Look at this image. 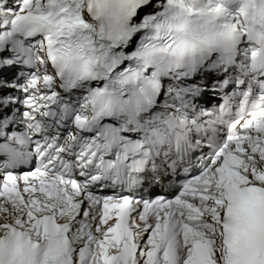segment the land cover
I'll list each match as a JSON object with an SVG mask.
<instances>
[{
  "label": "snow or ice",
  "instance_id": "6c2138e0",
  "mask_svg": "<svg viewBox=\"0 0 264 264\" xmlns=\"http://www.w3.org/2000/svg\"><path fill=\"white\" fill-rule=\"evenodd\" d=\"M0 156V264H264V0H0Z\"/></svg>",
  "mask_w": 264,
  "mask_h": 264
},
{
  "label": "rangeland",
  "instance_id": "374dc122",
  "mask_svg": "<svg viewBox=\"0 0 264 264\" xmlns=\"http://www.w3.org/2000/svg\"><path fill=\"white\" fill-rule=\"evenodd\" d=\"M236 7V5H233V8H235Z\"/></svg>",
  "mask_w": 264,
  "mask_h": 264
}]
</instances>
